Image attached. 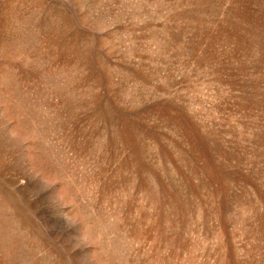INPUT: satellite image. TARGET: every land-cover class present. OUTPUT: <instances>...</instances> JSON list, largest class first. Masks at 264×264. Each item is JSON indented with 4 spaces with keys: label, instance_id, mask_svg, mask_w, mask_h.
I'll return each instance as SVG.
<instances>
[{
    "label": "rangeland",
    "instance_id": "rangeland-1",
    "mask_svg": "<svg viewBox=\"0 0 264 264\" xmlns=\"http://www.w3.org/2000/svg\"><path fill=\"white\" fill-rule=\"evenodd\" d=\"M0 264H264V0H0Z\"/></svg>",
    "mask_w": 264,
    "mask_h": 264
}]
</instances>
